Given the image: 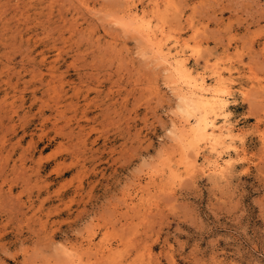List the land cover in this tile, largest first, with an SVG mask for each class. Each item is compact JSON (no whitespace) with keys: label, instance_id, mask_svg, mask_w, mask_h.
<instances>
[{"label":"rangeland","instance_id":"obj_1","mask_svg":"<svg viewBox=\"0 0 264 264\" xmlns=\"http://www.w3.org/2000/svg\"><path fill=\"white\" fill-rule=\"evenodd\" d=\"M141 20L226 100L221 173ZM0 264H264V0H0Z\"/></svg>","mask_w":264,"mask_h":264},{"label":"bare ground","instance_id":"obj_2","mask_svg":"<svg viewBox=\"0 0 264 264\" xmlns=\"http://www.w3.org/2000/svg\"><path fill=\"white\" fill-rule=\"evenodd\" d=\"M131 13H132L131 14L132 19L129 18L130 20L132 21L134 20L137 22L140 21L139 12L131 10ZM144 21L141 20V27L143 29V33H142L143 37L150 44L156 47L155 48L156 52L158 51L157 55L158 54L160 55V57L158 56L157 57L160 58L161 61L167 64L166 67H168L169 71L172 73L173 83H176L177 88H178V93L176 96L178 97L177 99H179V101L182 103L184 109L186 111H189V115L191 117L195 116L196 118V121L193 125H189V122L187 121L181 122L182 119L180 120L178 124L176 123L174 125V123H172L174 129L171 128V130L173 129V132L170 133L171 136L173 137L175 136L174 138H177L176 141L179 140L181 143H186V145H188L187 147L189 148L197 147L200 143H206L207 146H209L210 148L209 149L210 153L216 154L217 156L216 160L213 159L215 161L210 163L211 170L221 173L224 165L220 161L221 157H223L221 156L220 150L225 148L226 145H228V147L229 146L232 147L235 142V137H236V131L234 127L232 128L227 125L226 126L218 125L217 118H218V115L221 109L223 110V108L225 107L226 100L220 95L219 90L212 89L208 85V83L203 78V76L199 74H195L191 69L188 68V66H186V64H184L181 61L180 53L173 54L171 50H168V52L165 51V48H164V40H165L164 32L165 31L159 32L154 29L151 23H145ZM139 32L141 34L142 31H139ZM144 38H143V41H144ZM166 70L164 71L166 72ZM221 77L222 76L219 77L220 80H221ZM195 118H193V120ZM174 138H173V141H174Z\"/></svg>","mask_w":264,"mask_h":264}]
</instances>
